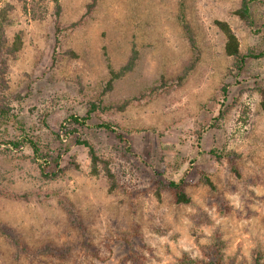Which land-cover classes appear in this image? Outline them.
Segmentation results:
<instances>
[{
  "label": "rangeland",
  "instance_id": "1",
  "mask_svg": "<svg viewBox=\"0 0 264 264\" xmlns=\"http://www.w3.org/2000/svg\"><path fill=\"white\" fill-rule=\"evenodd\" d=\"M61 2L66 31L55 52L54 0H28L35 14L21 0H0V10L12 5L8 39L23 35L9 61L8 88L0 83V105L11 108L0 137L28 135L56 150L72 143L52 179L41 175L28 148L0 153V187L30 196L0 195V264H180L185 255L207 261L205 248L222 264H264V57L239 70L216 24L229 22L242 55L258 53L264 0L252 3L253 26L235 13L241 0H98L90 13L91 0ZM181 13L201 58L174 86L193 56ZM133 45L136 65L115 81L105 103L162 79L173 87L121 111L96 110L88 126L67 121L87 113L109 64L119 69ZM103 121L118 124L126 140L96 126ZM63 125L78 127L109 160L114 190L104 173H91L84 145L58 138ZM181 178L189 203H177L168 186Z\"/></svg>",
  "mask_w": 264,
  "mask_h": 264
},
{
  "label": "trees",
  "instance_id": "2",
  "mask_svg": "<svg viewBox=\"0 0 264 264\" xmlns=\"http://www.w3.org/2000/svg\"><path fill=\"white\" fill-rule=\"evenodd\" d=\"M21 1L24 2V8L27 12H32V10H34V8L32 7H28V0ZM253 1L255 0H241L240 7L235 11V13L240 17V19L243 20L249 26H253L255 22L252 13ZM97 3L98 0H91V2L87 5V13L92 12L95 9ZM11 8L12 5L7 3L0 10V83L3 89L8 88L5 76L8 72L9 61L11 58L17 56V53L20 51L23 45L22 32L16 33L12 42L7 37L6 26L11 21L9 17V10ZM62 10L63 7L61 0H54V11L52 16L55 26V52L60 45L61 37L64 34V31H66L61 21ZM179 18L182 23L183 29L185 30L186 35L188 37V41L193 49V56L189 63L178 74L174 86H180L183 84L184 80L187 78L189 73L196 67L201 58V51L197 44L196 38L193 35L190 24L187 22L186 17L183 13L180 14ZM83 22V20L75 22L69 27H75ZM216 24L226 36L225 51L229 56H232L237 59L239 70L242 71L244 69L246 62L249 58L264 57V49L259 51L258 53L242 55L239 37L232 28V26L229 24V22L218 19L216 20ZM262 27L264 29V23ZM67 52L72 54V51ZM138 57V49L136 45H133L128 60L119 69H115L111 64H109V77L106 81H104L103 90L101 92L100 97H98L96 101L90 102V107L85 115L81 116L78 114H72L67 119V121H69L71 124H77L78 126H88V121L96 110L102 109L104 111H107L116 109L121 111L124 110L130 104H132L134 101H140L156 95L162 88L168 86L173 87V84L168 85V83L162 79L158 85L143 90L139 95L124 98L121 101L113 104L105 103L104 96L113 89L116 80L122 78L128 72L134 69ZM222 92L223 97L220 101V104L224 105V101L228 97V90L226 86L223 87ZM262 106L264 109V101L262 102ZM10 112L11 108L9 106L0 105V121L6 120L9 117ZM221 113H223V111H221ZM96 126L106 129L112 133H116L119 138L126 140L125 135L119 130L118 124L103 121L101 123L96 124ZM62 128L63 130L61 131V133H57L58 138H61L62 135H65L70 139L71 142L79 145H84L88 149L91 158V173L95 175L104 173L110 182V190H114L117 187L116 174L110 166L109 160L99 154L96 146L90 140L83 138L79 134L78 127H74L72 129L63 125ZM71 145L72 143L70 144L68 142V144H66V147H60L56 150L52 148L48 143H44L42 140L33 138L28 135H24L18 139L0 137V153L9 150L21 151L25 148H28L32 152L31 158L33 162L38 165L41 175L47 179L55 178L61 173V163L64 158L63 155L70 150ZM207 182L212 187L214 186L213 182L209 178L207 179ZM184 184L185 179L183 178H181L179 181L172 180L169 182L168 186L174 191L175 200L177 203H189L192 200V198L185 191ZM157 194L159 197L161 196L159 190ZM0 195L5 196L7 198H21L24 200H30V196L28 195V193L20 194L14 191H10L3 187H0ZM205 253L207 254V257H209L207 261L202 259H194L189 255H185L181 259L180 264H222L223 257L218 260H213L212 255L217 256V254L209 253L208 248H205Z\"/></svg>",
  "mask_w": 264,
  "mask_h": 264
}]
</instances>
